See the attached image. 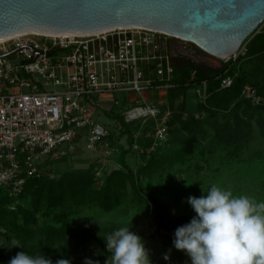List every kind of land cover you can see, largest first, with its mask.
<instances>
[{
  "label": "built area",
  "instance_id": "built-area-1",
  "mask_svg": "<svg viewBox=\"0 0 264 264\" xmlns=\"http://www.w3.org/2000/svg\"><path fill=\"white\" fill-rule=\"evenodd\" d=\"M175 42L184 43L139 28L91 35L25 34L2 40L0 188L16 199L29 178L43 173L47 159L72 153L80 142L91 153L116 151L115 137L108 140L111 130L96 121L98 111L110 112L120 106L116 94L126 95L132 104L121 113L126 124L158 121L154 94L172 87L168 81L174 71ZM244 54L242 45L227 59ZM146 68L151 77L145 74ZM232 82V77L225 76L219 88H229ZM206 86L201 81L193 90L202 103L208 96ZM240 97L264 106V89L260 92L244 85ZM166 133L163 124L147 136L155 143Z\"/></svg>",
  "mask_w": 264,
  "mask_h": 264
},
{
  "label": "rangeland",
  "instance_id": "rangeland-1",
  "mask_svg": "<svg viewBox=\"0 0 264 264\" xmlns=\"http://www.w3.org/2000/svg\"><path fill=\"white\" fill-rule=\"evenodd\" d=\"M263 25L264 21L258 25L255 33ZM254 35L253 32L241 46L247 47ZM174 45L180 55L194 61L202 60L196 56L197 48L195 46L188 45L186 47V44H182V42H175ZM228 60H219V62L226 63ZM207 63L211 62L207 61ZM258 66L263 69L261 64ZM262 72L259 74L260 79L264 76V71ZM115 97L120 106L115 109L113 114L121 116L124 109L132 104L125 100L126 95L116 94ZM185 102L186 107L182 121L191 123L186 127L182 124L167 126V122L171 118L170 114L161 115L159 120L154 121L151 125L153 127L149 128L146 127L148 120L144 122L143 126L128 124L129 134L136 135L134 139L137 141L135 140L133 145L137 143L138 149L133 147V150L126 153L124 159L133 170H137L139 166L146 163V160H143L140 155L139 142L143 143V140L153 139L147 135H151V131L156 126L161 128L164 124L167 129L166 135L155 140V143L153 141V144L146 150V153L155 155L154 158L158 163L153 170L140 176L141 190L154 194L162 204L166 205L171 216H195L191 206L186 203V199L189 196L206 195L202 188L207 189L212 184L230 189L234 195H247L257 202H264V109L256 111L250 108L253 107L252 105L250 107L243 105L244 108L231 112V116L225 117L224 115H229V113L225 114L224 111H220L217 116L211 117L198 111L199 98L192 90L187 93ZM165 108L167 106L163 110H166ZM113 114L109 116L98 111L96 121L109 130L115 131L119 122ZM192 117L194 120L191 119ZM190 138L197 139L193 154L183 163H176L170 167L167 158H170L178 150L183 140ZM115 139L118 143V151L115 148L116 151L112 150L110 155L91 153L85 149L82 143H79L67 156L65 162L47 164L43 169L50 177H54L62 171L92 167L96 180L93 187L97 189L108 173L121 167L119 146L127 147L128 133L122 132ZM140 139L141 141H139ZM16 204L17 202L13 206ZM69 219H77L91 224L103 245L100 247L95 240L88 243V248L95 249L97 255H103V259L97 260L98 256L89 250L79 254L71 264H84L85 259L105 264L111 254L106 249L104 237L113 230L124 226L131 227L133 232L144 239L151 264H191L186 253L173 247L174 233L156 232L145 205L138 204L134 200L130 188H128L121 206L115 210L104 212L93 206L82 205L74 208ZM51 224H53L51 216L40 218L38 226L35 227L37 237L40 236L42 226L44 231L45 227ZM4 246L5 242L0 237V248ZM169 250L171 251L169 252ZM166 254L170 255L169 260L164 259ZM52 261L55 264L54 259Z\"/></svg>",
  "mask_w": 264,
  "mask_h": 264
},
{
  "label": "trees",
  "instance_id": "trees-1",
  "mask_svg": "<svg viewBox=\"0 0 264 264\" xmlns=\"http://www.w3.org/2000/svg\"><path fill=\"white\" fill-rule=\"evenodd\" d=\"M255 32L245 47V54L234 61L229 59L226 63L214 65L202 60H191L179 53L171 56L174 71L168 82L172 87L165 90V106L171 115L167 126L182 124L186 127L191 124L182 121L186 107L185 97L201 81L207 83L208 96L205 103L199 101L198 111L208 116L214 117L218 112L224 111L225 114L229 113L224 115L228 117L231 116V112L244 108L243 105L248 107L252 105L240 97V92L244 85H251L260 92L264 89V76L262 79L259 78V74L264 71V25L257 33ZM258 64H261L263 69L259 68ZM145 74L152 76L148 68L145 69ZM225 76L232 77V85L220 89V79ZM252 106L250 108L256 111L264 109V106ZM113 111L116 110L105 114L110 116ZM113 115L119 125L116 132L111 131L108 140L112 141L122 132L128 133L127 147L119 146L121 167L108 173L99 188L93 187L96 180L92 167L62 171L54 177H50L43 169L39 177H31L26 181L23 191L16 199H11L5 188H0V237L5 242V246L0 248V264H8V261L20 251H27L30 255L42 254L54 261L68 259L71 262L76 260L79 254L89 250L97 255L95 249L88 248V243L95 240L100 247L103 245L91 224L77 219L70 220L69 217L75 207L82 205L111 212L121 206L128 188L134 200L138 204L145 205L156 232L174 233L177 227L190 222L192 215L171 216L166 205L162 204L154 194L141 190L140 176L153 170L158 163L154 158L155 155L146 153L153 144V139L139 142V152L146 163L133 170L126 163L124 156L129 150H133L136 139L129 134L128 124L124 122L123 117ZM191 119L194 120L193 117ZM153 123L154 121L149 119L146 127H153L151 126ZM196 142V138L183 140L178 150L167 158L168 165L171 167L176 163H183L193 154ZM69 154L47 159L42 167L65 162ZM16 202V206L10 208ZM46 216L52 217L53 224L45 227L44 231L42 226L40 236L37 237L35 227L38 226L39 219ZM17 243L24 248L13 247ZM97 256V260L103 259V255Z\"/></svg>",
  "mask_w": 264,
  "mask_h": 264
},
{
  "label": "water",
  "instance_id": "water-1",
  "mask_svg": "<svg viewBox=\"0 0 264 264\" xmlns=\"http://www.w3.org/2000/svg\"><path fill=\"white\" fill-rule=\"evenodd\" d=\"M264 21V0H0V41L25 34L148 29L219 65Z\"/></svg>",
  "mask_w": 264,
  "mask_h": 264
},
{
  "label": "clouds",
  "instance_id": "clouds-1",
  "mask_svg": "<svg viewBox=\"0 0 264 264\" xmlns=\"http://www.w3.org/2000/svg\"><path fill=\"white\" fill-rule=\"evenodd\" d=\"M202 190L206 195L186 199L196 215L176 228L173 247L186 253L191 264H264V202L234 195L232 190L218 184ZM104 238L111 254L105 264H151L144 239L131 227L115 229ZM13 247L24 248L19 243ZM164 259L169 260L170 255L166 254ZM8 264H53V261L45 255L23 251ZM55 264L71 261L59 259ZM84 264L99 261L85 259Z\"/></svg>",
  "mask_w": 264,
  "mask_h": 264
},
{
  "label": "crops",
  "instance_id": "crops-1",
  "mask_svg": "<svg viewBox=\"0 0 264 264\" xmlns=\"http://www.w3.org/2000/svg\"><path fill=\"white\" fill-rule=\"evenodd\" d=\"M187 46V45H186ZM176 48V47H175ZM175 53H177V50L175 51ZM174 53V54H175ZM179 53V52H178ZM173 54V55H174ZM153 103L157 106V108L159 109L160 111V114L158 116V120L159 118L161 117V115H164V114H167L169 113V111L167 110L168 108H165L166 110H163L166 104V101H165V91H162V92H159V94H154V100H153ZM102 112L104 113H107L108 111L107 110H101ZM114 112V111H113ZM82 143V142H80Z\"/></svg>",
  "mask_w": 264,
  "mask_h": 264
},
{
  "label": "flooded vegetation",
  "instance_id": "flooded-vegetation-1",
  "mask_svg": "<svg viewBox=\"0 0 264 264\" xmlns=\"http://www.w3.org/2000/svg\"><path fill=\"white\" fill-rule=\"evenodd\" d=\"M187 46H188V45H187ZM187 46H186V47H187Z\"/></svg>",
  "mask_w": 264,
  "mask_h": 264
},
{
  "label": "bare ground",
  "instance_id": "bare-ground-1",
  "mask_svg": "<svg viewBox=\"0 0 264 264\" xmlns=\"http://www.w3.org/2000/svg\"><path fill=\"white\" fill-rule=\"evenodd\" d=\"M1 42V41H0Z\"/></svg>",
  "mask_w": 264,
  "mask_h": 264
}]
</instances>
